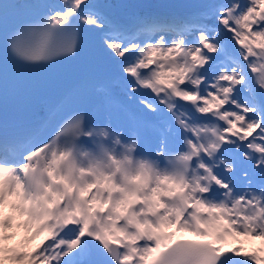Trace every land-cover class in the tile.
I'll list each match as a JSON object with an SVG mask.
<instances>
[{
  "label": "snow or ice",
  "instance_id": "1",
  "mask_svg": "<svg viewBox=\"0 0 264 264\" xmlns=\"http://www.w3.org/2000/svg\"><path fill=\"white\" fill-rule=\"evenodd\" d=\"M0 264H264V0H0Z\"/></svg>",
  "mask_w": 264,
  "mask_h": 264
},
{
  "label": "bare ground",
  "instance_id": "2",
  "mask_svg": "<svg viewBox=\"0 0 264 264\" xmlns=\"http://www.w3.org/2000/svg\"><path fill=\"white\" fill-rule=\"evenodd\" d=\"M111 2H113V3H120V2H123V0H112Z\"/></svg>",
  "mask_w": 264,
  "mask_h": 264
},
{
  "label": "rangeland",
  "instance_id": "3",
  "mask_svg": "<svg viewBox=\"0 0 264 264\" xmlns=\"http://www.w3.org/2000/svg\"><path fill=\"white\" fill-rule=\"evenodd\" d=\"M14 241V240H13ZM13 241H10V242H13Z\"/></svg>",
  "mask_w": 264,
  "mask_h": 264
}]
</instances>
